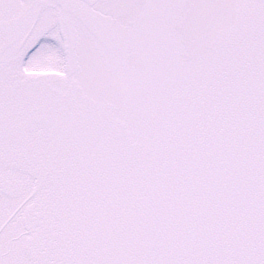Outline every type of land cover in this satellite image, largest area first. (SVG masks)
Returning a JSON list of instances; mask_svg holds the SVG:
<instances>
[{
    "label": "snow or ice",
    "instance_id": "1",
    "mask_svg": "<svg viewBox=\"0 0 264 264\" xmlns=\"http://www.w3.org/2000/svg\"><path fill=\"white\" fill-rule=\"evenodd\" d=\"M0 264H264V0H0Z\"/></svg>",
    "mask_w": 264,
    "mask_h": 264
}]
</instances>
